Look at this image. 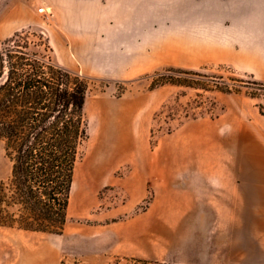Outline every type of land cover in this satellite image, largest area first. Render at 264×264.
Returning a JSON list of instances; mask_svg holds the SVG:
<instances>
[{
	"label": "crops",
	"instance_id": "crops-1",
	"mask_svg": "<svg viewBox=\"0 0 264 264\" xmlns=\"http://www.w3.org/2000/svg\"><path fill=\"white\" fill-rule=\"evenodd\" d=\"M22 3L51 7L47 32L58 64L113 83L164 68L172 63V54H179L184 68H195L203 60L204 44L234 45L220 60L243 61L247 54L237 45L264 35V0ZM145 98L124 94L114 108L104 103L101 123L109 130L107 139L114 141L113 149L126 154L118 163L104 160L98 178L106 173L107 180L116 181L126 193V200L113 209L127 216L146 201L151 185L154 195L141 229L241 230L243 245L263 246L264 116L250 104L252 116L226 102L220 114L184 121L160 136L152 149L150 119L141 112ZM190 215L198 216L193 220ZM123 224L139 223L133 219ZM108 239L126 241L117 247L118 254L134 255L139 250L132 233ZM27 252L0 259V264H36Z\"/></svg>",
	"mask_w": 264,
	"mask_h": 264
},
{
	"label": "rangeland",
	"instance_id": "rangeland-1",
	"mask_svg": "<svg viewBox=\"0 0 264 264\" xmlns=\"http://www.w3.org/2000/svg\"><path fill=\"white\" fill-rule=\"evenodd\" d=\"M40 6L42 4L23 5L22 0H0V42L24 29L48 36L51 15L39 12ZM261 26L264 34V21ZM241 47L247 54L245 60L232 61L220 59L226 58V52L236 48L234 45L204 44L202 62L194 64L195 68L186 69L200 71L203 78L212 85L221 84L222 81L242 83L235 79L264 83V35L247 38L243 46L237 45V48ZM52 54L55 58L54 52ZM178 57L179 54H172L171 64L127 82L113 83L90 78L91 86L85 108L88 137L80 145L76 163L77 176L74 177L75 184L71 194L73 204L68 210L64 232L51 234L0 226L1 260L9 259L10 256L13 259L19 258L28 251L32 260H37L36 264H44L40 256L42 252L48 251L54 255V262L51 264H264V245L256 248L243 245L241 230L141 229L138 226L147 221L144 211L154 195L152 186L148 185L146 201L124 216L119 215L113 206L120 207L127 198L126 193L116 181H108L106 173L98 180L104 160L110 159L113 163H118L126 157L123 151L113 149L114 141L107 139V125L105 127L101 123L106 106L116 107L117 101L124 94L147 95L141 112L150 119L152 149L160 136L175 130L184 121L220 114L226 102L240 111L244 110L249 116L252 114L247 104L260 112L257 103L264 101L247 95L248 88L245 85L239 86V92L232 93L173 84L150 88L154 72H163L170 67L184 68L186 63L179 61ZM225 97L228 98L227 101ZM98 160L101 161L100 167L90 164V161ZM87 166L98 167L92 178L84 173L88 170ZM11 167L5 143L0 139V179L10 174ZM118 172L120 170L116 174ZM83 194L88 205L79 208L78 202ZM190 216L194 220L198 215ZM133 219L139 224L122 225V221ZM116 233L136 235L138 252L134 255L116 253L117 247L126 243L108 239Z\"/></svg>",
	"mask_w": 264,
	"mask_h": 264
},
{
	"label": "trees",
	"instance_id": "trees-1",
	"mask_svg": "<svg viewBox=\"0 0 264 264\" xmlns=\"http://www.w3.org/2000/svg\"><path fill=\"white\" fill-rule=\"evenodd\" d=\"M0 44V139L12 163L10 174L0 179V226L61 234L80 145L88 137L91 79L58 64L43 33L16 31ZM203 76L170 67L151 75L150 88L173 84L232 93L245 85L247 95L264 101L262 82L212 85ZM257 105L264 115V103Z\"/></svg>",
	"mask_w": 264,
	"mask_h": 264
},
{
	"label": "bare ground",
	"instance_id": "bare-ground-1",
	"mask_svg": "<svg viewBox=\"0 0 264 264\" xmlns=\"http://www.w3.org/2000/svg\"><path fill=\"white\" fill-rule=\"evenodd\" d=\"M90 164L91 165H99L98 167L101 166V161L98 160V161H90ZM87 165V164H86ZM98 167H86V170L87 171H84V173L86 174V176H90V178H92L94 176V172L95 170L98 168ZM90 174V175H89ZM77 176V167H76V174H75V178ZM75 184V183H74ZM72 204H73V195H71V199H70V206H69V210L71 209L72 207ZM88 203H87V199L85 198V195L83 194L81 196V200L78 202V206L79 208H83L84 206H87ZM43 263L44 264H51L54 262V255H52L50 252H42V255L40 256Z\"/></svg>",
	"mask_w": 264,
	"mask_h": 264
},
{
	"label": "built area",
	"instance_id": "built-area-1",
	"mask_svg": "<svg viewBox=\"0 0 264 264\" xmlns=\"http://www.w3.org/2000/svg\"><path fill=\"white\" fill-rule=\"evenodd\" d=\"M39 12H42L46 16L52 15V10L51 7L47 4H43L42 6L39 7Z\"/></svg>",
	"mask_w": 264,
	"mask_h": 264
}]
</instances>
